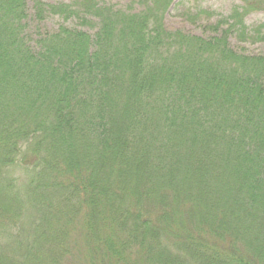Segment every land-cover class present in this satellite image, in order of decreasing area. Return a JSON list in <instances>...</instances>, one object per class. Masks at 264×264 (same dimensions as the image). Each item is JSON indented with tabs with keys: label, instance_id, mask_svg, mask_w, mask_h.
<instances>
[{
	"label": "trees",
	"instance_id": "16d2710c",
	"mask_svg": "<svg viewBox=\"0 0 264 264\" xmlns=\"http://www.w3.org/2000/svg\"><path fill=\"white\" fill-rule=\"evenodd\" d=\"M0 0V264H264V55L241 0L211 38L175 0Z\"/></svg>",
	"mask_w": 264,
	"mask_h": 264
},
{
	"label": "rangeland",
	"instance_id": "374dc122",
	"mask_svg": "<svg viewBox=\"0 0 264 264\" xmlns=\"http://www.w3.org/2000/svg\"><path fill=\"white\" fill-rule=\"evenodd\" d=\"M49 5L70 4L73 0H42ZM107 5L122 11H140V7L131 0H107ZM243 6L241 0H175L171 8L166 12L164 24L170 31L180 30L187 34L203 38H211L221 33L225 27L215 30L218 22L227 18L235 8ZM29 19L28 34L30 46L35 52L39 51L38 39L46 33H55L61 27L79 29L94 36L98 28L83 27L77 20L64 21L59 16H47L39 24L35 19L34 2L28 0ZM245 23L250 33L255 30L261 31V38H264V10L256 11L248 15ZM255 36H257L255 34ZM230 45L233 50L249 56L264 55V39L254 41H240L236 36L230 37Z\"/></svg>",
	"mask_w": 264,
	"mask_h": 264
}]
</instances>
